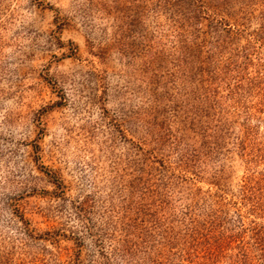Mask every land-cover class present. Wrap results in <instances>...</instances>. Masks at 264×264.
I'll list each match as a JSON object with an SVG mask.
<instances>
[{
    "label": "rangeland",
    "instance_id": "rangeland-1",
    "mask_svg": "<svg viewBox=\"0 0 264 264\" xmlns=\"http://www.w3.org/2000/svg\"><path fill=\"white\" fill-rule=\"evenodd\" d=\"M254 204L264 0H0V264H238Z\"/></svg>",
    "mask_w": 264,
    "mask_h": 264
},
{
    "label": "trees",
    "instance_id": "trees-1",
    "mask_svg": "<svg viewBox=\"0 0 264 264\" xmlns=\"http://www.w3.org/2000/svg\"><path fill=\"white\" fill-rule=\"evenodd\" d=\"M253 207L251 210L252 213H255L256 210H264V208L256 204ZM236 215V228H239V232L236 233L237 258L240 260L238 264H264V226L257 224L256 221H251L249 224H246L244 220L246 217L241 214ZM247 234L249 241H246ZM251 241L254 242L251 243ZM249 247L250 250H248ZM216 253L214 250H209V255L211 256Z\"/></svg>",
    "mask_w": 264,
    "mask_h": 264
}]
</instances>
